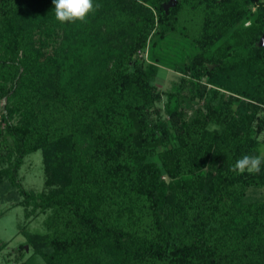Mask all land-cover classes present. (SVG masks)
I'll return each mask as SVG.
<instances>
[{"label": "trees", "instance_id": "obj_1", "mask_svg": "<svg viewBox=\"0 0 264 264\" xmlns=\"http://www.w3.org/2000/svg\"><path fill=\"white\" fill-rule=\"evenodd\" d=\"M168 1L93 0L85 21L62 24L51 0H0V77L14 81L0 83L1 95L10 102L30 86L40 101L48 83L47 105L72 120L51 125L47 106L11 123L14 100L0 127V180L17 187L26 216L52 210L48 224L65 226L25 236L45 264L96 255L97 264H264V198L247 196L264 186V164L259 174L230 170L264 144V0H175L165 10ZM178 31L192 36L191 52L175 65L163 120L152 81ZM187 100L202 101L190 117ZM50 141L68 146V184L30 193L18 170Z\"/></svg>", "mask_w": 264, "mask_h": 264}, {"label": "rangeland", "instance_id": "obj_2", "mask_svg": "<svg viewBox=\"0 0 264 264\" xmlns=\"http://www.w3.org/2000/svg\"><path fill=\"white\" fill-rule=\"evenodd\" d=\"M191 37L190 34L185 35V33L178 31L171 34L170 38L165 42L167 49L166 58L164 62L158 64L156 76L152 81V84L163 93L162 99L153 105L159 111L160 118L163 120H167L168 118L167 111L164 108L166 101L165 92L175 90L179 83L181 74L175 70V65L181 63V55L191 52ZM138 56L147 60V50L139 53ZM5 76L0 77V83L4 81V88H7L14 81L9 79L7 75ZM41 86L43 89L45 86L44 90L47 96L51 91L49 84L44 83V86L42 84ZM46 96L38 101L36 91H33L30 86L22 89L21 94L13 97V100L10 102L0 93V127L3 128L6 123L3 120L5 104L10 106L14 100L17 101V105L14 106L16 111L10 120L11 123L23 124L27 122L28 111L39 114L40 111H45V107L48 106V111L46 110L47 114L44 118L54 123L51 125H66L67 122L70 124L72 120L67 117L66 113L65 115H57L55 112V114L52 112L50 104L47 105L48 96ZM187 102V117L192 116L195 108L202 106V101H195L193 104L188 100ZM26 107L29 109L26 110ZM83 138L84 141H82L83 144H80L81 147L85 146L88 141L85 140L88 139V136L84 135ZM259 138L261 140L264 139V130L259 135ZM4 140L8 145L13 146L11 137H6ZM262 146H264L263 143ZM67 147L61 141H50L34 149L24 157L18 174L21 183L27 191L33 194L48 193L57 191L68 184L69 165L72 162V158L66 157ZM1 152L2 149L0 147ZM3 166L4 162H2L0 157V169ZM162 177L166 182L168 181L166 176ZM247 196L250 199L264 198V186L248 188ZM167 197L171 198L170 192H168ZM21 202L22 196L19 194L17 187L6 180H0V246L5 244L0 249V264H45L42 258L27 244L25 236L27 234L33 235L45 232L64 234L65 226L55 228L48 224L47 219L52 210L36 211L26 216ZM161 214L166 222L169 223L166 211L161 210ZM19 245H23L22 248ZM106 257L108 258V256ZM98 261H102V256L96 255L91 260L93 264H97Z\"/></svg>", "mask_w": 264, "mask_h": 264}, {"label": "clouds", "instance_id": "obj_3", "mask_svg": "<svg viewBox=\"0 0 264 264\" xmlns=\"http://www.w3.org/2000/svg\"><path fill=\"white\" fill-rule=\"evenodd\" d=\"M51 3L54 5L55 19L62 24L83 22L89 13L99 8L98 4L94 5L93 0H51ZM259 153L243 155L230 170L237 174H259L261 165L264 164V146L260 148Z\"/></svg>", "mask_w": 264, "mask_h": 264}, {"label": "water", "instance_id": "obj_4", "mask_svg": "<svg viewBox=\"0 0 264 264\" xmlns=\"http://www.w3.org/2000/svg\"><path fill=\"white\" fill-rule=\"evenodd\" d=\"M175 5V0H169L165 5H164V9L167 10L170 6H174ZM258 45L259 46H264V33L261 35V37L259 38L258 41ZM213 67V65H209V68L211 69Z\"/></svg>", "mask_w": 264, "mask_h": 264}]
</instances>
